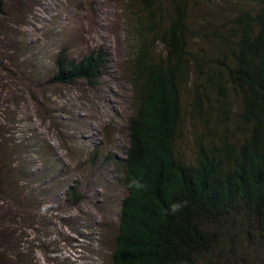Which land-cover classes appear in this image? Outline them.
<instances>
[{
	"label": "rangeland",
	"instance_id": "374dc122",
	"mask_svg": "<svg viewBox=\"0 0 264 264\" xmlns=\"http://www.w3.org/2000/svg\"><path fill=\"white\" fill-rule=\"evenodd\" d=\"M2 3L0 264H112L110 252L126 194L120 162L128 142L127 118L135 106L127 67L138 39L133 24L140 4ZM250 5L243 0H189L187 22L195 30L189 46L211 53L218 42L203 32L230 26ZM162 50L159 44L157 51ZM60 52L72 60L97 52L101 74L92 81L51 80ZM226 97L228 118L218 120L217 109L206 120L194 118L190 93L181 87L183 122L176 153L192 160L195 135L219 142L223 134L234 141L248 133L239 90L228 89ZM69 185L81 194L77 202L64 200Z\"/></svg>",
	"mask_w": 264,
	"mask_h": 264
},
{
	"label": "trees",
	"instance_id": "16d2710c",
	"mask_svg": "<svg viewBox=\"0 0 264 264\" xmlns=\"http://www.w3.org/2000/svg\"><path fill=\"white\" fill-rule=\"evenodd\" d=\"M134 1L138 39L127 73L135 106L120 162L126 194L111 263L264 264V0H243L253 5L233 24L203 32L218 42L209 54L189 46V0ZM55 66L53 81H92L102 59L97 52L79 60L60 52ZM182 86L190 116L204 120L213 109L218 120L228 118L227 91L238 89L248 133L234 141L223 134L219 142L195 135L193 159H184L175 150ZM80 196L76 186L64 190L65 201Z\"/></svg>",
	"mask_w": 264,
	"mask_h": 264
}]
</instances>
